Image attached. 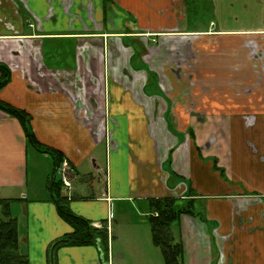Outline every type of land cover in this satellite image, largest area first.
Returning a JSON list of instances; mask_svg holds the SVG:
<instances>
[{
  "label": "crops",
  "instance_id": "0c3cea01",
  "mask_svg": "<svg viewBox=\"0 0 264 264\" xmlns=\"http://www.w3.org/2000/svg\"><path fill=\"white\" fill-rule=\"evenodd\" d=\"M192 1L0 0V62L11 70L0 99L63 153L57 165L0 108V195L20 198L31 264H51L52 243L72 231L51 167L33 183L31 144L53 173L66 171L69 207L95 225L109 222L113 202H146L151 213L150 198H193L206 220L183 213L172 223L180 264H264V18L215 23ZM102 144L104 170L94 156ZM95 176L102 187L85 193ZM55 259L111 264L96 244L57 246Z\"/></svg>",
  "mask_w": 264,
  "mask_h": 264
},
{
  "label": "trees",
  "instance_id": "16d2710c",
  "mask_svg": "<svg viewBox=\"0 0 264 264\" xmlns=\"http://www.w3.org/2000/svg\"><path fill=\"white\" fill-rule=\"evenodd\" d=\"M0 72L1 89L11 79V70L7 65L0 62ZM0 108L12 116L18 117L25 123L30 141L39 150L53 153L57 165L63 161V153L61 151L42 144L33 134L30 129V116L27 112L1 99ZM49 183L55 196L53 197L57 204L59 215L72 227V231L62 237L65 241L60 244H96L99 247L103 260L108 263L111 240L108 221H102L101 226H97L90 219L76 214L69 207L70 195L63 194L61 191L64 186L62 179L57 180L53 177ZM19 199L0 197V264H31L28 250L23 245L21 238L19 220L12 210V206ZM149 201L154 211L148 216L154 244L161 250L166 264L182 263L183 242L174 235L172 223L177 221L183 213L199 216L203 220H206L205 215H203V212L195 209V200L193 198L187 200L186 203L180 202L179 198L172 196L153 197Z\"/></svg>",
  "mask_w": 264,
  "mask_h": 264
},
{
  "label": "rangeland",
  "instance_id": "374dc122",
  "mask_svg": "<svg viewBox=\"0 0 264 264\" xmlns=\"http://www.w3.org/2000/svg\"><path fill=\"white\" fill-rule=\"evenodd\" d=\"M206 1L207 0H195L191 3L195 5V9H197L199 12L204 9L203 15L200 13L198 16H211L215 23L216 21L219 23L221 17L227 18L233 15L235 19H238V17L240 18L239 21L235 19L230 20L234 27L254 26L256 23H248V21L251 22L256 20L259 23V21L264 18V0H214L218 3L219 12L216 11L215 7L213 12L212 6H208ZM45 153H47V155L53 159V153L49 151ZM94 156L97 157L102 169H106L109 160V152L105 150L103 144L99 148V153L97 151ZM51 158L44 156L42 152L40 153L32 144L29 145L28 165L30 173H32L34 178L33 183H43L45 180V173L50 167L51 169L49 170V176H46L47 183L49 182V179H52L54 173L52 166L53 161ZM87 164L92 168V170H94L92 165H90V161H87ZM89 175H85L84 177H88ZM59 179H61V175L58 173L57 180ZM89 182L90 183L88 187L86 186L87 190L85 193L90 194L95 191L98 192L100 187H102L98 185L99 182L96 176L92 177ZM79 184L83 183L80 182ZM27 190L28 189H26V191ZM2 195H5L4 192ZM32 196L35 195H29L30 198H32ZM12 210L13 213L19 214L21 221L22 218L23 220L25 219V217H23L25 214H22L20 206L17 208L12 206ZM149 214L150 208L146 202H137L135 205L125 201L113 202L111 204L108 222L111 234V264H166L161 250L153 242L152 231L148 217ZM63 244L58 245L59 247L65 246Z\"/></svg>",
  "mask_w": 264,
  "mask_h": 264
},
{
  "label": "water",
  "instance_id": "95a60500",
  "mask_svg": "<svg viewBox=\"0 0 264 264\" xmlns=\"http://www.w3.org/2000/svg\"><path fill=\"white\" fill-rule=\"evenodd\" d=\"M60 168L57 169L56 171V174H55V178L57 177V174H58V171H59ZM54 196V194H53ZM55 197V196H54ZM65 240L64 239H61V240H57L56 242H54L52 245H51V248H50V263L51 264H55V249L56 247L58 246V244L64 242Z\"/></svg>",
  "mask_w": 264,
  "mask_h": 264
},
{
  "label": "built area",
  "instance_id": "2783aa9c",
  "mask_svg": "<svg viewBox=\"0 0 264 264\" xmlns=\"http://www.w3.org/2000/svg\"><path fill=\"white\" fill-rule=\"evenodd\" d=\"M59 170H61V169H59ZM63 172L64 173H63V176H62V181H63V183H64V185L66 187H70L71 183H70L69 179L66 176V171L64 170Z\"/></svg>",
  "mask_w": 264,
  "mask_h": 264
}]
</instances>
